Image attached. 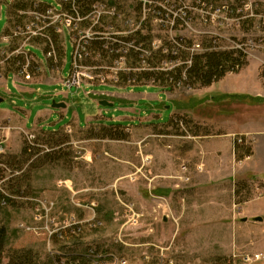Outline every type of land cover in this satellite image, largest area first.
<instances>
[{"label": "rangeland", "instance_id": "374dc122", "mask_svg": "<svg viewBox=\"0 0 264 264\" xmlns=\"http://www.w3.org/2000/svg\"><path fill=\"white\" fill-rule=\"evenodd\" d=\"M131 1H117L115 5L125 12L123 18L131 16V26L122 27V32H127L124 37L129 29L139 27L143 35H153L155 47H167L169 42L173 45L176 37L201 47L205 40H213V45L227 51H232L233 43L243 42L250 52L245 68L253 72L254 85L256 72L264 84V0H167L171 6L167 13L181 16L184 24L172 29L173 19L166 24L155 21L151 32L142 30L144 15L138 22L136 0ZM243 2L249 3L250 9L241 15ZM10 3L0 0V99H4L0 111L20 112L31 124L39 109H47V114L41 122L46 134L31 133L36 136L35 146L22 132L30 131L12 123L6 125L0 114L4 123L0 143L6 148L0 154V226L6 231L2 262L9 264L16 259L15 253L21 252L20 257L28 258L26 264H161L158 256L163 251L175 262L162 264H264V147H260L256 158L237 161L234 147L232 156L228 155L232 137L226 135L232 133V126L225 123V117L210 120L193 112L195 106L201 114L215 117L214 101L228 94L214 90L229 82L216 83L213 94L209 93L211 87L177 89L172 92V101L167 92L152 84H115L120 67L96 75V68L81 65L80 72L93 79H82L81 88L66 89L68 105L62 111L52 108L53 102L63 103L56 93L64 89L56 84L35 85L37 92L26 100L3 97L7 74L25 80L31 74L28 69L7 70L5 61L17 56L10 55V47L3 40L9 27V11L16 3L28 2ZM93 6L97 16L112 15L108 0H99ZM230 9H236L238 16H231ZM69 32L61 34L66 42L65 63L53 64L55 74L60 77L62 73L63 78L72 75L73 45L78 46L80 41L72 40ZM32 52L39 61L37 74L43 68L40 63H47V58L40 49L33 47ZM61 80L66 85L67 79ZM7 81L10 89L12 79ZM88 84L107 88H93L88 95L84 86ZM102 91L116 94L110 99L113 107L95 103L94 98L97 102L106 98V94L99 93ZM258 93L264 96V90ZM232 95H236L229 98L233 105L260 98L241 92ZM243 104L234 106L232 114L243 111ZM175 118L182 120L183 127H170ZM74 120L80 127L93 122L131 129L115 131L126 135V140L93 137L101 133L103 126L84 130L72 127L70 133L52 134ZM239 139V135L234 136L233 145ZM245 143L254 152L253 141ZM19 147L21 150L16 152ZM53 161L62 166L57 171L59 181L50 187L45 184V189L65 192L63 196H51L48 190L42 192L40 186H34L39 166L48 168ZM92 205H96L94 210ZM90 250L95 253L88 254Z\"/></svg>", "mask_w": 264, "mask_h": 264}, {"label": "trees", "instance_id": "16d2710c", "mask_svg": "<svg viewBox=\"0 0 264 264\" xmlns=\"http://www.w3.org/2000/svg\"><path fill=\"white\" fill-rule=\"evenodd\" d=\"M112 7H116L117 1L122 0H108ZM129 1V0H128ZM151 4H146V7L143 5L142 1H135L134 11L137 15L138 22L143 18V15L146 14L145 9L149 10L148 15L144 17L145 22L141 24L142 30L151 32V26L155 21H161V23L166 24V21L173 19L172 29H177L178 26L184 24L183 20L179 15L168 14L167 9L171 7L168 5L167 0H149ZM99 2V0H82L79 1L78 11H80L81 16L86 18L82 20L79 24L78 31L73 32L70 35V38L73 40L78 39L79 32H86L90 30L93 34L89 38H86L82 43V48L79 51L82 55L81 60L79 61L76 53V43L74 47L73 61L78 59L80 65L86 67H94V73L98 75L104 70H110L111 68L120 67V71L117 72L115 77V84L119 86L121 83L128 84L129 86H149L152 84L161 88L164 91L173 92L177 89L187 88H208L213 84L224 79L228 74L238 73L247 65V55L242 54L241 52L232 50H222L219 47L213 45V40H205L203 42L201 52H192L191 50L185 49H176L167 50L165 53L163 50H155L153 48V35H143L139 27L135 30H130L129 35H115V33L122 32V27L129 28L131 26V16L123 18L125 12L121 7L116 8L115 15H101L98 20L95 17L88 15L94 11L93 5ZM32 6L27 3L26 5H21L16 3L12 6L10 15H14L15 12L20 8H31ZM45 8H42L39 12H43ZM176 10V8H173ZM234 13L236 9H232ZM122 13V14H121ZM24 19L22 18L19 22L23 24ZM122 19V20H121ZM121 21V22H118ZM47 21L41 20L37 24V29H42L41 33H47L51 41L43 38H35L31 40L32 48L30 52L34 56L35 60L37 59L34 53L32 52L33 47L39 48L46 55L47 61L56 66L61 65L66 56L65 51V40L62 39L61 34H57L54 30L46 29ZM118 22V24H117ZM139 23H136L138 25ZM137 27V26H136ZM112 29V31L110 30ZM114 32V33H113ZM85 35V34H84ZM65 38V37H64ZM71 40V41H72ZM133 42L137 47L142 45L141 49H130L125 51L119 48L118 43L114 42ZM175 42L184 44L186 48L191 49L194 42L192 40L183 39L181 37H176ZM172 42H169V44ZM51 45L55 47L57 64L54 60L47 57L48 52H50ZM18 43L14 42L10 47V54L18 48ZM79 54V53H78ZM5 62L7 64L8 72H20L23 71L24 67L29 62L25 55L16 56L13 59L8 57ZM1 59H5L2 57ZM72 61V63H73ZM29 67L27 68L31 74L36 73L39 68V65L35 61H30ZM107 69H103V67ZM222 99H217L215 103V117L213 114H201L202 111L197 107H193V112L196 116L215 119L220 117L231 116L232 111H235L234 105L229 98L235 97L236 95H223ZM228 98V99H226ZM244 97V101H246ZM259 98V102L264 101ZM248 102V101H247ZM227 104H230L231 107H227ZM227 107V108H226ZM226 111H230L229 113ZM181 119H176L170 122V127H176L179 125ZM117 128H122L121 126H103L101 133L93 135V137H99L101 139H112V140H126L127 136L124 134H115ZM234 152L237 161H242L246 157H251L253 155V150L251 146L245 143V138L241 144L235 142ZM26 150V149H25ZM27 153V150H26ZM38 156V155H37ZM36 156V157H37ZM6 243V231L3 227L0 226V264L2 262V251ZM21 252L15 253L16 259L12 258L9 264H26L28 258L20 257Z\"/></svg>", "mask_w": 264, "mask_h": 264}, {"label": "crops", "instance_id": "0c3cea01", "mask_svg": "<svg viewBox=\"0 0 264 264\" xmlns=\"http://www.w3.org/2000/svg\"><path fill=\"white\" fill-rule=\"evenodd\" d=\"M46 3V2H45ZM71 41V39H70ZM72 42V41H71ZM66 44V42H65ZM66 46V45H65ZM39 49V48H37ZM38 61V60H37ZM73 61V59H72ZM63 62L65 63V59L63 60ZM39 64V61H38ZM41 66H43V68H41V71L33 74L28 75V79H19V78H14V75L12 73L7 74L6 76V91L4 93H2L3 97L8 96V97H13V96H17L18 98H21V100H26L28 97H32L34 96V94L37 92L34 87L37 84H45V85H54L56 84L57 87H62L64 89V91H60L58 93H56V95L58 97H62V100L60 102H63L64 104H66V100L69 98V94L66 91V89H68V87L66 85H64L61 79H63V81L66 78L62 77V73L59 77V75L55 74L57 68L54 67L53 64L49 63L47 61V63H40ZM64 69V65L62 66ZM246 67V66H245ZM244 67V68H245ZM242 69L240 71V74H228L224 79H222L221 81H219L220 83L222 82H229V83H224V85H221L219 87L220 90H214L222 92V93H226L228 95H232V94H237L238 92H241V94H250L253 95L255 97H260V98H264V96H261V93H258V91H260V89L264 90V84L262 82V79L260 77V73L256 72L255 76L257 78V82L254 85V80H251V77L254 76L252 75L253 72H251L249 69V67ZM56 69V70H55ZM62 69V72H63ZM57 75V76H56ZM70 75V73H69ZM68 75V76H69ZM12 79V84L10 85V89H8L7 87V83H8V78ZM234 78V79H233ZM232 81H237V84H232ZM218 83V82H217ZM245 84V85H244ZM85 88H87L88 90V95H90V90L96 87H103V88H107L106 85H84ZM255 86L257 87L256 91L254 94L253 92L255 91L254 88ZM211 88L209 89V93H214L211 92L214 88H216V83L213 84L212 86H210ZM226 87V88H225ZM209 88V87H208ZM39 90V89H38ZM254 90V91H253ZM168 93L169 95V99L173 101V93L169 92V91H165ZM15 93V94H13ZM97 93V92H94ZM101 94H106V98L103 99L104 101H107L109 103H112V99L113 97H115V93H111V92H99ZM47 99H49V97H46ZM51 99V98H50ZM4 99H2L3 101ZM1 101V102H2ZM94 101L97 105H99V102L102 101L100 100L99 102H97V100ZM243 103L241 104H236L234 105L235 107H240ZM68 105V104H66ZM233 106V107H234ZM243 106H245L244 110L239 111V114L234 115L232 114L231 116H226L224 118L225 123H228L227 125H231L232 127L230 128L232 133L227 134L226 136L228 137H232L230 138V141L228 142L227 148H228V155L232 156V150H233V137L236 135L239 136H243L245 137L246 141L250 140L253 141V155L251 156L252 159L256 158L258 153H261V146L264 147V105L263 103H260L259 101L257 102H247L244 103ZM67 107V106H66ZM65 107V108H66ZM65 108H61L60 110L62 111ZM47 109H39L36 116H35V121L31 124V121L29 120H25L26 116H24L22 113L18 112H12V111H7V110H2L0 111L1 116L3 117L2 120L5 121L6 125H10L11 123L14 125V127H22L23 129H26L30 132H38V133H44L46 134V132L42 129V124L41 122L43 121V116L47 113H45L44 111H46ZM23 111V110H21ZM252 112V113H250ZM124 119H127L124 117ZM212 120V119H210ZM2 122V121H1ZM3 123V122H2ZM93 122H88V124L85 127H80L79 126V122L77 123L75 120L72 122V124H69L65 127V129L58 131V132H54L52 134L55 133H59V132H66V129L71 127H73V129L75 130H84L85 128H87L88 126H105L104 124H97V123H93ZM4 125V123H3ZM122 128L125 129H131V127H123ZM135 128V127H134ZM72 144V143H71ZM6 150V148H5ZM21 150V147H19L18 151L19 152ZM6 152V151H5ZM42 154V153H41ZM40 155H38L37 157H35V159L39 158ZM50 167L45 168L44 166L40 165L38 170H36V176L33 178L34 181V186H40L39 190L43 191H47L45 189V184L50 187L53 184L56 185L57 181H59V178H56V176H58V172L61 169V163L58 162H51ZM44 167V168H42ZM55 174V175H54ZM264 180V179H263ZM64 181V180H62ZM69 181V180H66ZM65 182V181H64ZM54 185V186H55ZM100 191V190H99ZM49 195L53 196V194L55 195V193H57V195L60 194V196H63L65 194V192H52L50 190L47 191ZM67 192V191H66ZM81 193V192H80ZM87 194V193H86ZM50 196V197H51ZM67 206V205H66ZM61 208L63 209V211L68 210V208H65L64 206H61ZM91 211V209H90ZM97 211V210H96ZM68 212V211H66ZM92 213V212H91ZM98 215V213H97Z\"/></svg>", "mask_w": 264, "mask_h": 264}, {"label": "built area", "instance_id": "2783aa9c", "mask_svg": "<svg viewBox=\"0 0 264 264\" xmlns=\"http://www.w3.org/2000/svg\"><path fill=\"white\" fill-rule=\"evenodd\" d=\"M82 1V0H53V3H44L40 0H27V2L32 6L31 8H20L18 9L14 15H9V28L7 30V33L5 34L6 36L4 37V43L8 46L11 47V45L14 44V42L18 43V48L13 51L10 55H25L27 57V60L29 61L27 63V65L24 67L23 71H26L27 68L29 67V63L30 61H35L37 62V59L35 60L34 56L32 55V53L30 52V48H32L31 40L35 39V38H43V39H48L49 41H51L50 37L47 35V33H41L42 29H37V24L41 21H47L46 23V29L49 30H54L57 34H62L65 33L66 31H71V33L69 32V34L71 35L73 32L78 31L79 28V24L82 20L86 19L83 18L81 16V12L78 11V2ZM130 2H132L131 0H129ZM136 1H142L143 5L146 7V4H151V2L149 0H136ZM12 3V0H11ZM242 6V10H240V14L243 15V12H247L249 8V3L247 2H243L241 3ZM111 7L110 10V14L115 15L116 14V7ZM42 8H45L43 12H39ZM94 8V6H93ZM146 12V9H145ZM96 11L94 8V11L92 13H90L88 15L87 18H89L90 16L95 17L96 20H98V18L101 16H97L95 15ZM230 14L231 16H238L237 15V11L234 13V11L232 9H230ZM146 16V14L144 15V17ZM27 18L24 19L26 21L23 22V24H21L19 21L22 18ZM234 20H241L242 17H232ZM262 19L264 20V16H262ZM112 31V29H110ZM82 31L79 32V44L77 46L76 49V53L78 56L79 61L82 58V55L80 54V50L82 48V43L83 41H85L86 38H89L90 36H92L93 34L90 32L89 30V34H86V32H84L83 34H81ZM114 33V32H113ZM124 33L127 32H118L115 33V35H123ZM85 34V35H84ZM75 39V38H74ZM77 40V39H75ZM114 43H118L119 48L128 51L130 49H141L142 45L140 46H136L133 42H114ZM251 44H253V42H250ZM248 45L244 44L243 42H239V43H233L231 50H236L238 52H241L242 54L245 55H249V53H247L246 51V47ZM153 48L155 50H158L156 48H159L161 50H163L165 53H167V50H175L176 49H185V50H191L192 52H201L202 47L201 45H194L192 46L191 49L186 48V46H184L183 44L177 43L174 41L173 45L170 43L169 46L167 47H155L153 44ZM50 52H48L47 57L51 58L54 60L55 64H57V56H56V51H55V47L53 45H51V48L49 50ZM79 53V54H78ZM78 59H75L72 63L73 65V72L72 75H70L67 80H66V86L68 88H72V87H76V88H81V84H82V79H89L92 80L93 78L90 77L88 74H82L80 72L81 69V65L79 64L80 62H78ZM83 77V78H81ZM115 81V78H114ZM180 126L183 127V123H179ZM4 129V125L0 120V130ZM24 133H26L27 135V141L29 142V144L31 146H35V138L36 136L31 134L30 132L27 131H22ZM67 132H71V129L68 128ZM243 142V139H239L238 143L241 144ZM4 146L2 145V143H0V154L4 152ZM186 170V168H184V171ZM7 197L11 198V195L6 194ZM42 204L44 202H41ZM53 206V203H52ZM93 206V210L96 207V205H92ZM94 220H95V216H94ZM97 225L96 223L93 224V226ZM91 253H95L94 251L90 250L88 254ZM86 258H89L87 255L83 256ZM91 258V256H90ZM99 258L101 259V257L99 256ZM158 260H160V263L162 264L163 262H170V263H174L175 260L167 255H165V253L163 251H161L160 255L158 256Z\"/></svg>", "mask_w": 264, "mask_h": 264}, {"label": "water", "instance_id": "95a60500", "mask_svg": "<svg viewBox=\"0 0 264 264\" xmlns=\"http://www.w3.org/2000/svg\"><path fill=\"white\" fill-rule=\"evenodd\" d=\"M2 100L0 99V102ZM99 105L102 106V107H113L114 104L113 103H109L107 101H100L99 102ZM66 105L64 103H56V102H53V106L52 108L54 109H61V108H65ZM257 221H262V218H256Z\"/></svg>", "mask_w": 264, "mask_h": 264}]
</instances>
